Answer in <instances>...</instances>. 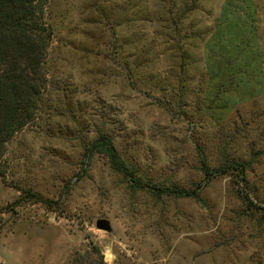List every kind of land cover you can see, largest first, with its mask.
Masks as SVG:
<instances>
[{"label":"rangeland","instance_id":"rangeland-1","mask_svg":"<svg viewBox=\"0 0 264 264\" xmlns=\"http://www.w3.org/2000/svg\"><path fill=\"white\" fill-rule=\"evenodd\" d=\"M37 18L0 264H264V0H46ZM101 133L127 173L90 150Z\"/></svg>","mask_w":264,"mask_h":264},{"label":"trees","instance_id":"trees-1","mask_svg":"<svg viewBox=\"0 0 264 264\" xmlns=\"http://www.w3.org/2000/svg\"><path fill=\"white\" fill-rule=\"evenodd\" d=\"M45 1L0 0V158L6 142L31 119L36 105L39 86L20 78L15 70L18 63L23 62L33 77L41 74L46 42L35 33L43 29L37 17L42 13ZM92 149L105 153L114 169L127 173L108 136L99 134L90 145ZM176 192L182 195L192 193L182 188H176ZM31 196L44 201L35 194L31 193Z\"/></svg>","mask_w":264,"mask_h":264},{"label":"water","instance_id":"water-1","mask_svg":"<svg viewBox=\"0 0 264 264\" xmlns=\"http://www.w3.org/2000/svg\"><path fill=\"white\" fill-rule=\"evenodd\" d=\"M96 227L101 228V229H106V230L110 229V225H109L108 221L105 219H98L96 221Z\"/></svg>","mask_w":264,"mask_h":264}]
</instances>
